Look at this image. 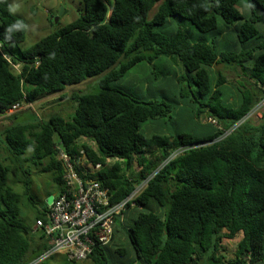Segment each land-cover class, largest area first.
I'll list each match as a JSON object with an SVG mask.
<instances>
[{
  "label": "trees",
  "instance_id": "16d2710c",
  "mask_svg": "<svg viewBox=\"0 0 264 264\" xmlns=\"http://www.w3.org/2000/svg\"><path fill=\"white\" fill-rule=\"evenodd\" d=\"M82 6L74 20L21 49L27 23L10 0H0V114L91 78L99 85L98 92L74 91L70 112L59 108L0 127V264H28L49 248L39 242L43 233L35 238L21 220L22 197L36 205L32 165H44L63 188L56 147L75 158L81 137L93 143L82 147L112 201L147 180L128 209L133 224L116 222L111 239L86 262L264 264V113L258 124L249 116L264 99V0H82ZM180 23L197 29L198 38L176 29ZM155 60L168 74L175 66L180 72L170 78L179 87L172 97L142 100L115 85L141 62L159 70ZM155 125L162 128L152 132ZM83 168L76 166L80 174ZM46 217L43 203L35 220ZM118 232L126 245L118 244ZM237 236L236 253L225 260L223 240Z\"/></svg>",
  "mask_w": 264,
  "mask_h": 264
},
{
  "label": "rangeland",
  "instance_id": "374dc122",
  "mask_svg": "<svg viewBox=\"0 0 264 264\" xmlns=\"http://www.w3.org/2000/svg\"><path fill=\"white\" fill-rule=\"evenodd\" d=\"M12 9L16 15L23 18L27 23V34L23 42L18 46L21 49L30 47L36 43L44 35L54 31L59 27H63L76 17L81 14L82 0H10ZM156 8L151 12H155ZM56 18L58 20L56 21ZM180 25V26H179ZM175 28H186L188 34H191L193 39L198 38L199 31L193 28L192 25L180 23ZM204 35V34H202ZM212 35V34H210ZM207 37V35H204ZM211 37V36H210ZM209 38V37H208ZM9 46L13 47V45ZM158 62L157 60L154 61ZM153 64L141 62L135 65L129 70V74L125 77L120 78L115 82V85H118L124 89L129 95L146 100V99H167V97H172L173 92L177 91L179 87L173 88L170 85L171 79L179 76L180 72L176 68V72L168 74L162 68V62H158V68L153 67ZM218 69H224L226 73H229L230 70L225 69V65H218ZM160 71V77L154 79L152 73ZM230 76H233V72L230 71ZM171 78V79H170ZM150 82V87H149ZM188 89V88H187ZM74 91L82 92H98L99 85L97 84V78H91L87 81H83L77 85L67 86L65 90L60 92H55L48 94L41 99L33 102L32 105L20 108L14 113L10 114H0V127L4 124L19 121V123H24L28 121L35 120L39 117L46 118L49 114L59 112L64 109L67 112L71 111L73 100L71 98ZM174 104V103H172ZM193 105L197 106V103ZM175 109H178L176 107ZM174 110V109H173ZM179 110V109H178ZM185 111V110H181ZM189 111V110H186ZM191 112V111H190ZM264 113V105L260 107L254 114L251 115L250 119L253 123L258 124ZM36 114L38 116H36ZM206 117V116H205ZM204 117V118H205ZM175 120L177 119V114L174 115ZM203 118V120H204ZM180 127V124L176 122ZM162 127L155 125L152 132H158ZM146 129V124L141 128V130ZM3 139V136L0 134V141ZM82 143V141L80 142ZM85 144H88V141H85ZM41 165V166H40ZM38 164V167L32 165L33 173L31 174V189L30 193L36 202V205L32 207L26 196L22 197L20 204V218L23 222L33 227L35 224V217L37 211L43 206V203L49 204L55 193L59 191V186L55 183L52 178L51 172H39L43 169L44 165ZM38 170V171H37ZM133 172H137L139 167L134 164ZM42 171V170H41ZM16 179V175L12 174V180ZM18 191H23V188L20 184L14 186ZM125 222L127 226H131L134 222L135 213L132 210H128L125 213ZM125 235L121 232H118V244H127V240L124 237ZM240 241V236L235 237L233 240L225 241L224 255L226 258H232ZM41 264H89L88 262H76L73 263L67 259V256L62 253L59 254L56 258H48ZM91 264V263H90Z\"/></svg>",
  "mask_w": 264,
  "mask_h": 264
},
{
  "label": "built area",
  "instance_id": "2783aa9c",
  "mask_svg": "<svg viewBox=\"0 0 264 264\" xmlns=\"http://www.w3.org/2000/svg\"><path fill=\"white\" fill-rule=\"evenodd\" d=\"M67 166L65 178L67 190L51 206L50 217L53 225H45L52 236L55 250H66L70 256L82 259L91 252L90 231L97 227L96 236L106 243L112 234L114 216L121 213L129 201L139 194L141 187L124 201L111 204L109 190L98 182L84 184L73 169L68 155L62 153ZM41 225L42 223L39 222Z\"/></svg>",
  "mask_w": 264,
  "mask_h": 264
},
{
  "label": "clouds",
  "instance_id": "9594fccd",
  "mask_svg": "<svg viewBox=\"0 0 264 264\" xmlns=\"http://www.w3.org/2000/svg\"><path fill=\"white\" fill-rule=\"evenodd\" d=\"M153 11V10H152ZM151 11V12H152ZM151 12H150V16H151ZM154 13V12H153ZM0 46H1V43H0ZM36 64H38V63H36ZM221 65H223V64H221ZM14 68H15V70H18L19 69V65H14ZM33 103H28V104H21V103H18V104H16V105H14L13 106V108L8 112V113H6V114H10V113H14L15 111H17L18 109H20V108H24V107H28V106H30V105H32ZM264 105V99H262L258 104H257V106L249 113V116L251 117V115L252 114H254L255 112H257V110L258 109H260V107L261 106H263ZM82 141V143H80ZM85 141H88V144L89 145H91V146H93V143L91 142V141H89V139L88 138H86V137H81V138H79L78 139V141H77V146H79V149H78V153L77 154H75V158H73V156L70 154V153H68L67 151H66V149L62 146V144H59V145H57V149H58V160L61 162V164H62V166L64 167V175H63V188L62 189H60L57 193H55V195H54V197H53V199H52V201L49 203V204H47V220H42V219H40V218H38V219H36L35 220V224H34V226L32 227V234L35 236V238H37L40 234H41V232L43 233V235H44V239H41L39 242H41V241H45V242H47L48 244H49V248L48 249H46L42 254H40L39 256H37V257H35V258H33L32 260H30V262L28 263V264H41V263H43L45 260H47L48 258H52L53 257V255H59V254H62V253H64L66 256H67V259L68 260H75L76 262H86L88 259H89V257H90V255L92 254V251H93V249L96 247V246H98V245H105L110 239H111V237L114 235V232H115V225H116V222H121L123 225H126L127 226V224H126V222H125V218H126V216H125V213L128 211V209L130 208V207H135V206H132L131 205V203H132V201H129L128 203H127V206H126V208L121 212V213H119V214H116L115 216H114V219H113V223H112V234H111V237H110V239L106 242V243H103V242H101V241H99V239H98V237L96 236V232H97V227L96 228H93L91 231H90V233H89V236L92 238V240H93V244H91V252L87 255V257L86 258H82V259H77V258H74V257H71L70 256V252H68V251H66V250H55V245H54V242H53V240H52V236L50 235V234H48V231L46 230V227H45V225H47V224H50V225H53L52 224V221H51V217H50V211H51V206L53 205V203H55L58 199H59V197L62 195V193L63 192H65L66 190H67V186H68V184H67V180H66V178H65V175H66V173H67V166H66V162H65V160H64V158L62 157V153H64V154H66V155H68L69 156V158H70V161H71V163H72V165H73V169H74V171H75V173L78 175V177L82 180V182L84 183V184H87L88 182H98L100 185H101V187H104V188H107L108 190H109V195H110V203L113 205V204H117V203H120V202H122V201H124L125 199H127V197L125 198V199H122V200H120V201H112L111 200V190H110V188H108V187H106L104 184H103V182L99 179V176H95L96 175V173H97V171L99 170V168L98 167H95L89 160H88V158H87V156H86V150L82 147V146H84V145H88V144H85ZM180 151H177V152H174L173 154H172V156H174V155H177L178 153H179ZM79 164H81V165H83V166H86L88 169H86V168H83V173L82 174H80L79 172H78V170L76 169V166L77 165H79ZM42 170V169H41ZM39 171V172H43V171ZM38 171V170H37ZM32 177V176H31ZM146 184H147V180H144L143 182H141V183H138V184H136L135 185V188L133 189V191L130 193V195L135 191V189L136 188H138V187H141V189H140V192H139V194L143 191V189H144V187L146 186ZM139 194L133 199V201L137 204V201H135V199L139 196ZM129 195V196H130ZM128 196V197H129ZM39 222H41L42 224L40 225L39 224ZM225 241H229V239H224L223 240V243H222V247H224V242ZM225 248V247H224ZM221 252H220V254H222L223 256H224V258H225V260L226 259H228V258H226V256L224 255V250L223 249H221L220 250Z\"/></svg>",
  "mask_w": 264,
  "mask_h": 264
},
{
  "label": "water",
  "instance_id": "95a60500",
  "mask_svg": "<svg viewBox=\"0 0 264 264\" xmlns=\"http://www.w3.org/2000/svg\"><path fill=\"white\" fill-rule=\"evenodd\" d=\"M58 20V18H56V21Z\"/></svg>",
  "mask_w": 264,
  "mask_h": 264
},
{
  "label": "crops",
  "instance_id": "0c3cea01",
  "mask_svg": "<svg viewBox=\"0 0 264 264\" xmlns=\"http://www.w3.org/2000/svg\"><path fill=\"white\" fill-rule=\"evenodd\" d=\"M84 263V262H83Z\"/></svg>",
  "mask_w": 264,
  "mask_h": 264
}]
</instances>
